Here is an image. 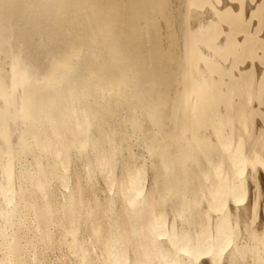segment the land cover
Segmentation results:
<instances>
[{"label":"bare ground","instance_id":"bare-ground-1","mask_svg":"<svg viewBox=\"0 0 264 264\" xmlns=\"http://www.w3.org/2000/svg\"><path fill=\"white\" fill-rule=\"evenodd\" d=\"M1 54L0 264H264V0H0Z\"/></svg>","mask_w":264,"mask_h":264},{"label":"rangeland","instance_id":"rangeland-1","mask_svg":"<svg viewBox=\"0 0 264 264\" xmlns=\"http://www.w3.org/2000/svg\"><path fill=\"white\" fill-rule=\"evenodd\" d=\"M0 56H3V57H1V64H0V68H1V70H2V74H3V76L4 77H6V72H7V70L9 69V66L7 65V59L6 58H4L5 56H4V54H1ZM6 61V62H5ZM4 63V64H3ZM5 63H6V65H5ZM2 65V66H1ZM6 70V71H5ZM137 150V149H136ZM99 185V186H98ZM98 187H99V189L100 188H102L103 189V185L102 184H100V183H98ZM102 185V186H101ZM101 186V187H100ZM97 188V187H96ZM98 189V188H97ZM99 189H98V193L100 194V197H103L104 196V192L103 191H99ZM103 192V193H102ZM255 193H256V188L254 187V185L253 186H251L250 187V191H249V197H250V199H252L253 197H254V195H255ZM261 215V214H260ZM259 217H258V220L256 221V223H258L259 222ZM59 253L58 252H56V255H58ZM48 258H51V256H47Z\"/></svg>","mask_w":264,"mask_h":264}]
</instances>
